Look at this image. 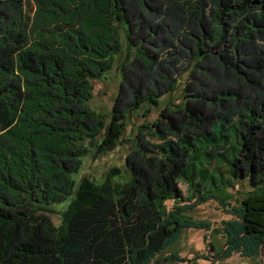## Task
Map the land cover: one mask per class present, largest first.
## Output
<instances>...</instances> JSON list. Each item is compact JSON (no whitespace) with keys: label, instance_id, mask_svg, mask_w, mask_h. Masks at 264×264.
Returning <instances> with one entry per match:
<instances>
[{"label":"trees","instance_id":"trees-1","mask_svg":"<svg viewBox=\"0 0 264 264\" xmlns=\"http://www.w3.org/2000/svg\"><path fill=\"white\" fill-rule=\"evenodd\" d=\"M112 70L108 119L90 102ZM163 95L135 128L124 181L110 168L76 184L82 158ZM203 147L232 166V194L180 199ZM210 197L231 216L221 255L264 264V0H0V264H156L182 229L210 227L182 215Z\"/></svg>","mask_w":264,"mask_h":264},{"label":"rangeland","instance_id":"rangeland-1","mask_svg":"<svg viewBox=\"0 0 264 264\" xmlns=\"http://www.w3.org/2000/svg\"><path fill=\"white\" fill-rule=\"evenodd\" d=\"M35 6L31 4L30 15L34 12ZM183 80V79H182ZM119 78L115 70L105 74L104 78L93 82V97L90 102L91 107L96 111L103 113L109 119V111L113 102L115 93L118 89ZM181 81L179 88L172 94L171 99L179 98L181 93ZM169 95H163L160 98L159 106L153 107L146 114L142 108L137 114H129L125 119L122 130L119 134L117 142L110 149L102 154L93 155L91 151L82 158V163L77 174H72L76 184L83 177H88L95 183H101L110 168H117L118 173L113 178L116 181H124L127 172L124 166V158L131 148V138L138 124L143 122H151L154 120L163 106L168 103ZM179 100L175 101L178 102ZM143 114H146L143 116ZM235 134V132H231ZM235 139L230 144H236ZM205 142L202 143L204 145ZM233 149L227 151V157H231ZM191 170L179 183L180 199L188 196L198 197L199 195L215 194L222 199L226 194H232L228 181H233L231 177L230 164L225 159L222 165H212L208 162L207 150L205 147L195 150L191 154ZM235 183L243 184L244 187L237 185L242 191L240 195H245L249 187L246 185L245 178H238ZM236 186V187H237ZM235 189V188H234ZM236 190V189H235ZM237 199L240 198L236 193ZM186 201V200H184ZM218 199L210 197L205 203L196 205L193 208L183 212V216L189 219L204 221L210 224L209 228H184L179 237L172 241L164 252L158 254L156 264H253L255 260L249 257L241 256L234 253L229 257L221 255L224 248L225 236L223 232L222 220L231 216L226 214L218 203ZM233 203V201H232ZM167 206L172 205L171 201L166 202ZM67 201L56 206L57 211L65 209ZM51 218L55 224H59L60 215L51 214ZM175 254L178 259L170 257Z\"/></svg>","mask_w":264,"mask_h":264}]
</instances>
